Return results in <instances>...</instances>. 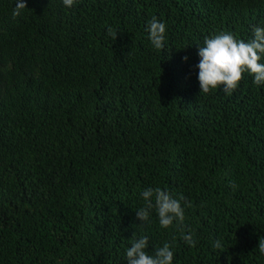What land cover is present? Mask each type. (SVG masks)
Returning a JSON list of instances; mask_svg holds the SVG:
<instances>
[{"label":"trees","instance_id":"16d2710c","mask_svg":"<svg viewBox=\"0 0 264 264\" xmlns=\"http://www.w3.org/2000/svg\"><path fill=\"white\" fill-rule=\"evenodd\" d=\"M25 2L0 0V264H127L134 234L173 264H264V84L200 94L197 67L206 37L264 28V0ZM148 187L184 221L138 220Z\"/></svg>","mask_w":264,"mask_h":264},{"label":"clouds","instance_id":"9594fccd","mask_svg":"<svg viewBox=\"0 0 264 264\" xmlns=\"http://www.w3.org/2000/svg\"><path fill=\"white\" fill-rule=\"evenodd\" d=\"M74 3L75 0H63V4L69 8ZM26 8L25 0H15L13 17L20 16ZM107 32L113 40H116L118 33L113 28L109 26ZM147 32L155 49L164 48L165 23L153 17L148 22ZM198 55L201 58L197 65L200 94H207L212 89L219 87L221 91L231 95L237 89L246 72L254 75V84H264V63H260L264 56V28L262 27H254V37L247 42L237 39L227 31L206 37L204 45L199 47ZM184 59L188 58L184 57ZM230 186L236 187L234 184ZM141 196L144 204L136 209V218L143 224L149 221L153 210L163 228H168L174 221L179 223L184 221V207H182L180 199L175 198L166 189L148 187L142 191ZM184 203L190 206L186 199ZM182 239L188 245L195 247L196 241L190 234V230L189 234H182ZM131 241V246L126 249L127 264H173L174 252L169 243H164L162 247L155 248L153 253L149 254L147 251L148 236L142 235L137 238L134 234ZM214 247L222 248L220 240L215 242ZM257 248L261 254H264V237L260 238Z\"/></svg>","mask_w":264,"mask_h":264}]
</instances>
